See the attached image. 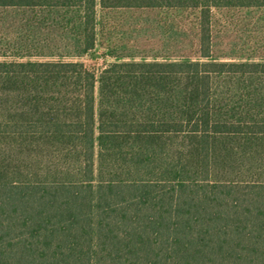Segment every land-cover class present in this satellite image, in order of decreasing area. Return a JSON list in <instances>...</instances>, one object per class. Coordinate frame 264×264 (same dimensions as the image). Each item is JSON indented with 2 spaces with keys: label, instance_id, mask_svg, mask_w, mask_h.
Wrapping results in <instances>:
<instances>
[{
  "label": "trees",
  "instance_id": "1",
  "mask_svg": "<svg viewBox=\"0 0 264 264\" xmlns=\"http://www.w3.org/2000/svg\"><path fill=\"white\" fill-rule=\"evenodd\" d=\"M9 9L68 11L63 25L76 28L62 34L73 36L78 53L84 55L96 48L99 12L159 10L186 15L195 38L189 53L173 62L111 66L125 75L194 77L198 103L192 118L96 126V75L81 62H0V74L74 77L83 96L78 122L0 124V134L78 135L82 140L81 182L0 183V264H264V183L211 179L214 136H264V122L213 120L214 76H264V53L241 63L214 60V17L221 10H264V0H0V11ZM96 132L198 135V176L97 181Z\"/></svg>",
  "mask_w": 264,
  "mask_h": 264
},
{
  "label": "rangeland",
  "instance_id": "2",
  "mask_svg": "<svg viewBox=\"0 0 264 264\" xmlns=\"http://www.w3.org/2000/svg\"><path fill=\"white\" fill-rule=\"evenodd\" d=\"M68 11H0V62H81L96 75L95 123L196 115L194 77L139 76L113 71V64L173 62L189 53L195 38L186 15L150 10L98 14L96 48L78 53L64 36ZM185 22L187 26H183ZM213 49L218 62H247L264 53V10H221L214 17ZM77 25V23H75ZM29 55L30 57H24ZM81 83L74 77L0 74V124L78 122ZM212 117L217 122H264V76L225 74L212 79ZM94 144L97 181L189 179L198 176L195 134H99ZM214 182L264 183V136L219 135L211 141ZM82 181L78 135L0 134V183Z\"/></svg>",
  "mask_w": 264,
  "mask_h": 264
}]
</instances>
